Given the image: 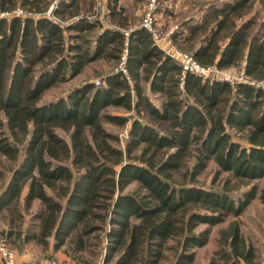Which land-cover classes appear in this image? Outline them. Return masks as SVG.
Here are the masks:
<instances>
[{"label": "trees", "instance_id": "16d2710c", "mask_svg": "<svg viewBox=\"0 0 264 264\" xmlns=\"http://www.w3.org/2000/svg\"><path fill=\"white\" fill-rule=\"evenodd\" d=\"M115 1L110 20L123 29ZM220 1L181 20L170 39L202 65L242 62L247 81L184 71L142 26L127 34L103 27L91 38L100 26L86 17L94 0H58L53 13L72 17L65 24L41 14L52 0H0V10H24L0 17V212L9 226L18 222L1 234L13 235L15 248L52 238L53 250L63 246L81 263L82 254H95L101 264H201L194 247L257 188L236 199L197 176L213 160L216 173L264 177V92L256 84L264 82V22H236L251 0ZM102 58L111 68L99 84L41 102L46 89ZM107 125L126 127L125 138ZM259 197L264 203V185ZM214 255L207 264H251L252 252L240 249L234 229Z\"/></svg>", "mask_w": 264, "mask_h": 264}, {"label": "rangeland", "instance_id": "374dc122", "mask_svg": "<svg viewBox=\"0 0 264 264\" xmlns=\"http://www.w3.org/2000/svg\"><path fill=\"white\" fill-rule=\"evenodd\" d=\"M109 1L112 2V0H94V12L92 14L87 12L86 14L87 18L91 20H98L100 24V26L95 27L91 31V38H94V36H96V34L100 31V28L103 27H117L121 29V27L110 20L108 9ZM215 1H218L221 4L220 0H155L151 12L152 22L148 25V28L145 29L151 33L154 42L159 47L161 46L160 48H164L165 52V50L167 51L170 48L168 39H170L171 33L183 29V27L180 25L182 22L181 20L188 18L197 20L201 18L203 16L204 10L207 8L208 11L209 5H212ZM149 2L150 0L115 1L116 8L121 10V17L125 16L127 22V27H124L121 30H125L129 33L132 28L142 26L144 18L148 13ZM256 15L258 23L264 22V0H251L249 9L245 13L244 17L238 18L236 22H241L246 18H254ZM55 18L58 19L55 21L59 22L60 24H65L70 19H72V17H70L66 18L65 20V18H61L57 15H55ZM211 24L213 25L214 23ZM171 43L173 46H176L172 41ZM110 62L112 63L113 61ZM109 66V61L103 58L89 62L84 66L82 71L74 77H71L70 79L63 82H58L46 89L41 96V102L65 95L68 89L84 82L93 81L95 83V80L99 79L100 75L105 72V70H110L111 67ZM113 69H115V67ZM217 70V73L214 72L217 74V78L230 79L231 81L242 79V62H238L233 66ZM258 85L261 86L264 92V84L260 83ZM151 98L155 103L159 104V97L152 96ZM107 110L115 113L124 112L122 108L114 107H109ZM107 128L118 132L121 139L125 138L127 130L126 127L119 128L113 127L112 125H107ZM235 134L237 137L241 136V133H236L233 131V135ZM243 142L245 141L243 140ZM215 171V163L213 160H210L207 163V166L197 176L198 183L204 187H224L229 189L230 193H232L236 199L242 194L244 190H247L253 184H256L257 189L255 191L254 197L248 201L239 214L235 215L231 212L227 213L223 221L211 226L209 239L206 241V243L202 246L194 247L196 252L195 260L201 264H207L209 260L215 256L214 249L217 246L220 247L223 242L229 239L232 231L236 229L238 234V246L240 249L243 247L251 248V264H264V203L259 197L260 189L264 185V177L253 180H238L229 172L216 173ZM132 186L133 185L130 184L127 189H130ZM32 208L34 207L32 206ZM5 212L6 211L0 212V237H6V235L1 234V231L7 230L9 227L12 228V231H15L18 227V222H16L17 220L13 221V224L9 226V220L2 217ZM205 226V224L200 223L197 228L199 229ZM224 236L226 237V240ZM6 238L9 240L12 247L15 248L13 246L14 236L12 235L10 238ZM52 241L53 239L50 238V245ZM50 245L48 244V246H43L37 243L35 239H32L26 247L24 252L26 254L24 256H27V258L30 260H36L38 262L43 260L50 262L51 258H56L59 262L64 264L81 263L76 259L75 256L71 257L65 255L66 257L61 258L54 255V252L51 251ZM61 248L63 249V246H61ZM16 250L17 248H15V252L17 253ZM80 259L84 260V263L82 264H101L100 255L97 256L95 254H82Z\"/></svg>", "mask_w": 264, "mask_h": 264}, {"label": "built area", "instance_id": "2783aa9c", "mask_svg": "<svg viewBox=\"0 0 264 264\" xmlns=\"http://www.w3.org/2000/svg\"><path fill=\"white\" fill-rule=\"evenodd\" d=\"M58 0H53V2L44 10L42 11V15L46 16L49 19L58 20L55 18V14L53 13L54 9L57 7ZM155 0H150L149 2V8L148 13L146 14V17L144 18L143 27L148 28V25L152 22L151 12L153 8ZM39 14V13H36ZM24 15V10L21 7H15L11 10H0V17H9V16H21ZM124 33L127 34V32L124 30ZM168 42L170 43V48L166 51L168 55H170L173 59L177 60L178 63L181 65L182 69L184 71H190L191 73L197 74L201 77H209V78H217L214 72H218L217 68L214 66L209 65H202L200 64L196 59L193 58V56L184 50H181L177 48L176 46H173L171 43V40L168 39ZM162 49V48H161ZM164 51V48L162 49ZM126 48H124L123 52L120 55V60L118 63V68L125 70L124 63L126 60ZM242 79L240 81H247V77L242 75ZM222 79V78H217ZM227 80L230 83H233L234 81H231L230 79H224ZM96 84H99V79L95 80ZM258 84H264L263 81L257 82ZM0 264H17L16 262V252L15 248L12 247L9 240L6 237H0ZM49 264H64L59 262L56 258H51Z\"/></svg>", "mask_w": 264, "mask_h": 264}, {"label": "crops", "instance_id": "0c3cea01", "mask_svg": "<svg viewBox=\"0 0 264 264\" xmlns=\"http://www.w3.org/2000/svg\"><path fill=\"white\" fill-rule=\"evenodd\" d=\"M30 241L31 240L26 241L24 243V245H23V248L21 250H18V249L16 250L17 251V253H16V262H17V264H49V262H47L46 260L38 262L36 260H30L29 258H27V256H24L26 254L24 252L26 250L27 245L30 243ZM52 243H53V241L51 242V245L50 244L49 245L51 247V251L54 252V255H56L58 257H61V258L66 257L65 256L66 254L63 252L61 246L58 247L56 250H53ZM79 264H82V263H79Z\"/></svg>", "mask_w": 264, "mask_h": 264}]
</instances>
